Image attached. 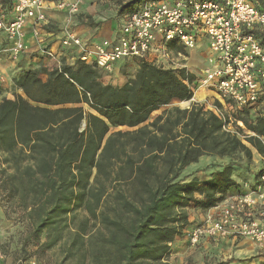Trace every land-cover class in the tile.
<instances>
[{"label": "trees", "instance_id": "trees-1", "mask_svg": "<svg viewBox=\"0 0 264 264\" xmlns=\"http://www.w3.org/2000/svg\"><path fill=\"white\" fill-rule=\"evenodd\" d=\"M252 1L264 11V0ZM0 4L11 8V0ZM255 36L264 46V34ZM137 66L121 87L103 84L102 73L80 60L46 81L41 69L28 70L13 80L21 94L0 104L1 190L27 222L26 239L43 251L62 247L64 261L169 264L171 245L188 225L185 209L193 202L215 208L264 175L243 183L234 178L239 165H229L208 181L181 178L204 156H264V115L244 110L234 117L255 134L246 142L196 103L150 121L161 108L190 102L195 76L146 60Z\"/></svg>", "mask_w": 264, "mask_h": 264}, {"label": "built area", "instance_id": "built-area-1", "mask_svg": "<svg viewBox=\"0 0 264 264\" xmlns=\"http://www.w3.org/2000/svg\"><path fill=\"white\" fill-rule=\"evenodd\" d=\"M86 1L61 0L55 3V8L66 15L67 22H73ZM47 3L48 0H11L10 9L0 8V31L9 42L0 49V56L6 55L13 62L21 58L27 50L28 27L32 36L40 40L48 24ZM255 32L264 34V11L252 0H145L123 19L116 40L92 44L67 29L61 46L65 50H76L77 60L102 75H110L121 61L150 62L153 52L172 59V47L179 49L178 58L185 59L204 42L207 49L204 64L193 85L196 90L216 93L220 105L216 103L210 110L224 121L226 131L246 142L255 134L234 117L244 110L255 115L264 89V46ZM43 54L55 59L60 70L62 63L54 52L44 49ZM5 82L6 75L0 71V87ZM245 189L228 197L215 207L214 215L189 229L191 247L205 239L213 242L245 240L264 245V175L257 185H246ZM3 260L5 255L0 249V261ZM28 264L39 263L31 259Z\"/></svg>", "mask_w": 264, "mask_h": 264}, {"label": "rangeland", "instance_id": "rangeland-1", "mask_svg": "<svg viewBox=\"0 0 264 264\" xmlns=\"http://www.w3.org/2000/svg\"><path fill=\"white\" fill-rule=\"evenodd\" d=\"M129 2V0H96L95 5L98 7L97 15H130L135 9L138 8L140 4L135 6L132 9L126 10L123 7ZM261 8L264 9V3L259 4ZM75 22V21H74ZM73 22V23H74ZM91 22V21H88ZM72 22H67L66 26L63 29H67L72 26ZM82 26V25H81ZM50 66L58 67L57 63H47ZM202 65L198 66L194 69L195 75L198 76L199 70L201 69ZM54 68V67H53ZM59 68V67H58ZM58 68L52 70L51 72L48 69L42 68V72L44 75H50V73H55L58 71ZM114 74L110 75H102L101 82L105 85H113L119 87L123 84V82H115V78H110ZM130 73H124V76H130ZM12 78L10 80L6 76V80H10V84L4 85L0 87V96L3 93H7L9 97H2L8 99H14L15 96L20 93L15 87L13 80L16 78ZM110 78V80H109ZM196 78V76H195ZM7 80V81H8ZM197 90L195 89V92ZM201 93V92H200ZM21 94V93H20ZM199 97V96H197ZM195 101V98H193ZM180 103L174 102L172 105L168 107H164L159 109L158 111L154 112L151 115L150 121H153L157 116L161 115L165 110H168L172 107H180L182 109H189L193 103ZM217 101L206 98L203 102L200 103L204 107L205 110L211 111L209 107L215 105ZM256 112H260L264 115V89L261 95V99L259 101V106L257 107ZM226 114H231L230 116L233 117V114L229 111L225 112ZM125 130L124 128L116 129L115 131ZM263 139V138H261ZM4 156L0 153V169L3 168V158ZM229 165H239V170L234 175V178L237 179V176L240 180L238 181H247L251 179L252 173H259L261 170L264 169V156L259 155L257 152H254L251 161H247V157L242 154L234 156L232 158H220V157H213V156H204L202 157L196 167L187 173H183L181 178L185 180H191L192 177H197L201 182L211 180L212 178L216 177L217 174L222 171L225 167ZM247 179V180H246ZM244 192L246 191L243 190ZM238 190L234 191L233 195H237ZM195 201H203L199 195H195ZM204 210L201 205H198L197 202H193L191 206L185 209V212L188 215L187 219V226L182 231V236L179 238H184L187 234V231L191 229L196 222L201 218ZM79 217H83L84 214L82 212L78 213ZM197 220V221H196ZM29 232V226L26 221L22 220L19 217V214L13 209L7 199H5V193L1 190L0 186V249L5 255V260L0 261V264H16L18 259H24L25 264L31 259H35L39 264H75L77 261L76 259L70 261H64V253L62 247H56L50 251H43L39 249L35 243L30 239L27 240V234ZM45 239L42 237L41 241L43 242ZM219 243V242H218ZM220 244V243H219ZM248 245L242 246L241 248H234L230 249L227 247L216 248V249H209L206 251H200L198 246L193 247L194 250H188L185 254H177L174 253L173 247L171 245L169 255L167 257V261L170 259L174 260V264H264V252L263 251H253L247 249ZM173 254V255H172ZM183 261L180 262V260ZM178 260V261H177ZM157 264V263H154Z\"/></svg>", "mask_w": 264, "mask_h": 264}, {"label": "crops", "instance_id": "crops-1", "mask_svg": "<svg viewBox=\"0 0 264 264\" xmlns=\"http://www.w3.org/2000/svg\"><path fill=\"white\" fill-rule=\"evenodd\" d=\"M61 0H48L47 3V18H48V24L43 28L40 40H36L32 36L31 28L28 27L26 29V37L25 42L27 45V50L21 58L17 62H13L10 60V58L6 55L0 56V71L3 72L10 80L14 78L15 76H19L22 74V72L28 71V70H37V69H48L49 72L52 70L58 68L55 66H50L47 63L55 62V59H50L46 57L43 54V50H51L54 52L60 59L62 65L64 63L68 65H73L77 59H78V53L76 50H65L61 46V40L64 37L65 30L69 29L71 32H73L75 35L83 39L84 41H87L89 43H98L103 40H116L120 34V28L121 23L123 19L127 15H116L113 13V15H103L99 16L97 15L98 7L95 5L96 0H87L80 9V13L78 16L73 20V24L71 27L67 29H63L67 24V17L64 13L57 11L55 8V3ZM1 8V4H0ZM91 21V22H88ZM82 25V26H81ZM9 45L8 39L6 37V34L2 31H0V49H3ZM172 59H168L167 57L164 58L161 56V54L153 52L149 58L150 62H154L156 65L163 67V68H186L191 74L195 75L194 69L197 68L199 65L203 66L205 56H206V44L203 42L200 44L198 49L190 51L188 53L187 58L182 59L178 58L176 53L179 51V49H176L174 47L171 48ZM174 63L173 65H170L169 63ZM137 60H125L121 61L116 64L114 67V71L110 78H115V82H123L121 86H123L127 80L126 76H124V73H130V76H127V79L133 78L137 71ZM179 65V66H178ZM174 66V67H172ZM54 67V68H53ZM111 74V75H112ZM48 78L47 75H42L41 79L43 81H46ZM109 78V80H110ZM8 80V79H7ZM6 80V85L10 84V80ZM119 86V87H121ZM201 92V93H200ZM199 96V97H197ZM2 97H11L7 93H3L2 96H0V104L2 102ZM195 101L196 104H199L206 100V98L213 99L215 101H219L218 96L214 91L205 90V89H199L195 92ZM196 167V164H192L184 171L187 173L188 171L194 169ZM264 206V205H263ZM216 212V208H212L207 211H203L201 218L196 222L202 223L205 221L206 217L209 215H214ZM189 230L187 231V234L184 236V238H177L175 242L172 244L174 253L177 254H185L186 251L189 249L194 250L193 247L189 244V237H188ZM220 243V244H219ZM213 242L211 240H203L198 247L200 248V251H206L209 249H216L224 247L234 249V248H241L242 246L248 245V250L255 251H263L264 252V245L258 246L257 244L251 242V241H237L235 239H229L222 242ZM173 255V254H172ZM178 261V260H177ZM183 261V259L180 260V262ZM169 264H174V260L170 259L168 261Z\"/></svg>", "mask_w": 264, "mask_h": 264}, {"label": "bare ground", "instance_id": "bare-ground-1", "mask_svg": "<svg viewBox=\"0 0 264 264\" xmlns=\"http://www.w3.org/2000/svg\"><path fill=\"white\" fill-rule=\"evenodd\" d=\"M189 103V102H188Z\"/></svg>", "mask_w": 264, "mask_h": 264}]
</instances>
